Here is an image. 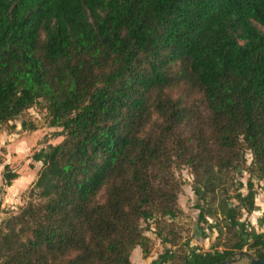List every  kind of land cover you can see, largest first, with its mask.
<instances>
[{
    "label": "trees",
    "instance_id": "16d2710c",
    "mask_svg": "<svg viewBox=\"0 0 264 264\" xmlns=\"http://www.w3.org/2000/svg\"><path fill=\"white\" fill-rule=\"evenodd\" d=\"M40 100L64 140L34 155L32 199L0 220V264H133L150 221L176 248L183 167L217 241L151 264L264 257L241 222L264 180V0H0V131ZM18 177L5 166L4 186Z\"/></svg>",
    "mask_w": 264,
    "mask_h": 264
},
{
    "label": "rangeland",
    "instance_id": "374dc122",
    "mask_svg": "<svg viewBox=\"0 0 264 264\" xmlns=\"http://www.w3.org/2000/svg\"><path fill=\"white\" fill-rule=\"evenodd\" d=\"M182 89H177L174 91L175 96H180L179 93ZM203 110V108H202ZM204 113H208L204 111ZM23 121L28 123L27 127L23 126ZM19 127V130L18 128ZM62 128L53 127L50 125V117L46 109V104L43 100L35 105L34 107L26 110L17 120L10 122L8 125H4L0 133H6L9 138L13 141L20 142L21 148L17 151L19 154H15L14 168L18 171H23V169L35 171L36 178L34 181L12 200H8L7 206L3 210V214L0 216L1 222L8 220L15 214L21 212V209L28 205L32 199V187L33 183L37 180L38 173L41 170L43 164L37 163L33 157L34 155L42 149H47L49 145H57L64 140V136H60ZM11 141V140H10ZM2 142L0 145V158H3V153H6L7 142ZM29 143V144H28ZM247 164L250 165L253 160V154L251 151H247L245 155ZM33 165V166H32ZM176 175L182 181V191L179 194V204L182 212L175 220L174 230L171 234L173 239H176L178 246L176 248L183 247L186 241L190 242L187 247L189 253L202 252L209 250L212 245L217 241L218 232L216 229H212L210 226L216 225V220L208 217L207 222L200 221V210L198 205L202 204L203 201L200 200L198 193L195 191L194 176L192 171L188 167L176 168ZM249 173L246 171H240L237 174V180L241 187L242 193L245 195L248 192L247 182L249 179ZM255 185L257 189L256 196V207L252 213H248L244 209V215L241 222H244L247 226L249 232H259L264 233V180H255ZM4 189V188H3ZM233 190V188H232ZM0 196V205L2 203L4 194ZM234 193V191H232ZM36 199V197H35ZM233 204H238L236 200H233ZM171 221V218H168ZM146 228V234L153 240V247L151 253L146 256L141 247H137L132 253L133 264H151L154 259H157L162 253L167 249H176L170 243L163 242L161 238L157 235L158 227L154 221L149 223H144ZM226 240L227 235L223 236ZM245 251L249 252L251 255L258 257L255 250L246 248ZM233 258H240L238 262L234 264H250L251 258L247 255L240 256V254H235Z\"/></svg>",
    "mask_w": 264,
    "mask_h": 264
},
{
    "label": "crops",
    "instance_id": "0c3cea01",
    "mask_svg": "<svg viewBox=\"0 0 264 264\" xmlns=\"http://www.w3.org/2000/svg\"><path fill=\"white\" fill-rule=\"evenodd\" d=\"M17 128L19 130V127ZM8 138L9 136L5 132L0 133V145L2 142H5L4 144L10 142L8 143V145H6L7 151L6 153H3L4 157L0 158V186L4 187V190L6 191L0 205V216L4 213L3 210L7 206L8 200H12L14 197L22 193V191L25 190L34 181L37 174L32 170L35 167H32L31 170H27L24 168L23 171H18L13 167L14 164H16L14 155L19 154L17 148L20 149L22 146L19 144L20 142L13 141V139H9L8 141ZM17 145H20L21 147H18ZM6 165H10V167L13 168L14 171L19 173V177L13 181V184L11 186H4V170Z\"/></svg>",
    "mask_w": 264,
    "mask_h": 264
},
{
    "label": "water",
    "instance_id": "95a60500",
    "mask_svg": "<svg viewBox=\"0 0 264 264\" xmlns=\"http://www.w3.org/2000/svg\"><path fill=\"white\" fill-rule=\"evenodd\" d=\"M240 256H243V255H247L251 258V261H250V264H264V257L262 258H257L253 255H251L249 252L247 251H242L241 253H239ZM240 258H233V257H230L229 259L227 260H224L222 262H219L217 264H234L236 262L239 261Z\"/></svg>",
    "mask_w": 264,
    "mask_h": 264
}]
</instances>
